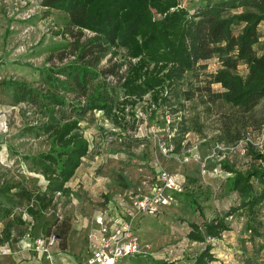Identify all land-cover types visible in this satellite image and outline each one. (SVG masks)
<instances>
[{
	"label": "trees",
	"instance_id": "1",
	"mask_svg": "<svg viewBox=\"0 0 264 264\" xmlns=\"http://www.w3.org/2000/svg\"><path fill=\"white\" fill-rule=\"evenodd\" d=\"M39 4L66 14L71 39L51 46L43 64L23 63L38 72L35 85L13 78L0 80V87L10 89L12 104H25L36 117V123L23 125L21 133L43 134L47 143L45 150L22 155L42 182L22 172L17 180L0 185V221H4L0 244L9 243L13 223H25L13 212L14 206L24 204L38 236L53 234V246L63 250L72 217L71 212L61 217L54 199L59 194L68 199L65 203L69 201L68 182L89 153L81 118L100 110L119 124L125 107H134L149 94L148 124L157 123V112L170 104L168 94L176 96L178 85L188 75L191 86L180 91L184 99L199 95L203 103L221 99L250 110L264 95V45L261 51L256 48L264 0H203L192 11L181 0H39ZM212 57L218 66L201 78ZM239 63L245 65V74L237 72ZM192 81L199 83L192 86ZM214 85L219 89L214 90ZM178 148L179 143L170 153ZM248 151L254 163L244 170L221 161L229 172L226 192L238 197L222 213L214 211L207 217L197 192L185 182L183 191L175 194L183 195L196 213V220L188 224V240L221 238L230 230L227 218L235 212L246 217L248 230L260 233L257 227H264L258 219L264 215V153L250 145ZM118 173L115 182L128 186ZM211 247L207 243L190 264L214 261ZM260 248L264 249V243ZM257 250L249 252L242 246L243 263L264 264ZM155 261L172 263L167 258Z\"/></svg>",
	"mask_w": 264,
	"mask_h": 264
},
{
	"label": "rangeland",
	"instance_id": "2",
	"mask_svg": "<svg viewBox=\"0 0 264 264\" xmlns=\"http://www.w3.org/2000/svg\"><path fill=\"white\" fill-rule=\"evenodd\" d=\"M181 4L192 11L203 4V0H181ZM68 28L70 25L64 12L46 9L39 0H0V80L13 78L35 85L40 77L38 72L23 63L36 66L45 63L51 46L65 44L71 39L66 32ZM263 45L264 22L259 25L258 51L263 50ZM206 63L201 78L218 66L214 57ZM236 70L246 73L243 63H239ZM186 78L190 76L178 85L176 96L168 94L170 104L166 103L157 112V123L148 124L149 94L144 95L134 107L127 105L122 115L124 119L119 120V124L112 122L100 110L88 112L81 118L80 124L90 142L88 155L93 162L90 164L91 174L87 172V175L91 180L96 178L95 175L106 177L103 180L106 193L101 192L100 198L108 201L118 192L117 172L128 183V186H123L125 189L137 190L142 180L149 183L144 178H152L157 169L153 162L158 159L165 169L177 173L189 188L197 192L198 202L207 217L214 211L222 213L237 203L236 194L226 192L225 181L229 172L221 166V161L244 170L254 163L248 151L249 145L264 153V95L248 111L221 99L204 103V97L199 95L184 99L180 91L190 85ZM197 83L192 81V86ZM213 88L219 89L216 85ZM35 123L36 117L29 108L23 103L13 105L10 89L0 87V185L5 180H17L22 172L42 182L40 175L33 173L28 161L22 157L47 148L43 134L21 133L23 125ZM178 143L175 153L164 154L158 146L172 145L176 148ZM185 150H189L191 155L182 161ZM203 166L204 172L201 171ZM75 197L76 194L71 196ZM175 197L176 201L157 215L138 216L135 231L141 252L125 256L117 264H159L155 260L162 258L172 261L171 264H190L207 243L211 244L210 252L215 258L210 264H244L242 246L249 252L258 248L259 255L264 256V249L260 250L264 243V227H257L259 234L251 232L246 228V217L238 212L227 218L230 230L221 238L206 237L202 242L188 240V224L196 220V213L183 195ZM54 200L61 217L70 212L71 199L65 203L68 199L56 194ZM114 206L119 209L121 205L116 202ZM13 212L25 223H13L9 243L0 244V264H24L29 260L47 264L54 249L50 248L48 255L39 254L36 258L31 244L40 234L32 226L33 219L25 212L24 204L14 206ZM258 219L264 226V215ZM3 224L4 221H0V230ZM30 232L34 236H29ZM168 250L172 251L170 255L166 252ZM86 254L85 248L75 260ZM53 261L57 259L53 258Z\"/></svg>",
	"mask_w": 264,
	"mask_h": 264
},
{
	"label": "built area",
	"instance_id": "3",
	"mask_svg": "<svg viewBox=\"0 0 264 264\" xmlns=\"http://www.w3.org/2000/svg\"><path fill=\"white\" fill-rule=\"evenodd\" d=\"M158 146L164 154L173 148L172 145ZM185 151L188 154L182 156V161L191 155L189 150ZM153 164L157 168L156 172L152 178H144L149 183L142 180L137 190L124 189L117 193L116 197H125V202L119 204L121 206L118 210L112 206V201H108L104 210L97 211L94 216L97 226L92 228L86 237V256L70 264H117L119 259L141 252V244L135 231L138 216L157 215L164 207L173 204L176 201L175 194L181 193L184 188V182L177 173L165 169L158 159H155ZM205 170L203 166L201 171ZM55 242L56 237L53 234L39 236L33 240L31 249L35 253L48 255ZM166 252L169 255L172 253L171 250Z\"/></svg>",
	"mask_w": 264,
	"mask_h": 264
},
{
	"label": "crops",
	"instance_id": "4",
	"mask_svg": "<svg viewBox=\"0 0 264 264\" xmlns=\"http://www.w3.org/2000/svg\"><path fill=\"white\" fill-rule=\"evenodd\" d=\"M93 162L91 161V157L86 154L84 157L81 158V163L79 167L76 169V172L72 179L68 182L72 190V194H76L75 198H70L69 210L71 212V229L67 239V247L63 250L59 249L57 246H52L51 249H54V252L50 255V260L47 264H70L72 263L77 255L84 251L87 245V233L92 229L95 228L97 225L94 221V212L97 210H101L100 206L102 205V198L101 192L106 193L104 188L103 180L106 177H98L95 175L96 178L91 180L88 177L87 172L91 174V167L90 164ZM118 165H121L120 162H117ZM118 173V172H117ZM117 175V174H116ZM115 175V177H116ZM129 177V176H128ZM117 184V183H116ZM119 191H123L126 187H121L117 185ZM117 192V193H118ZM116 193V195H117ZM109 194H107L108 196ZM114 197L108 201H112L113 207L115 208L114 204L118 202H125V197L122 195L121 197ZM111 197V196H109ZM104 199V206L108 202ZM116 201V202H115ZM115 210H118L115 208ZM87 251V250H86ZM36 258H38L39 254L36 253ZM133 256V255H129ZM53 258H56L57 261H53ZM118 263V262H117ZM24 264H39V261H26Z\"/></svg>",
	"mask_w": 264,
	"mask_h": 264
}]
</instances>
